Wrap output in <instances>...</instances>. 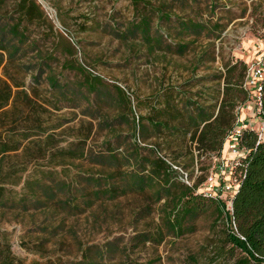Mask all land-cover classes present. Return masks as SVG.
<instances>
[{"label":"trees","instance_id":"obj_1","mask_svg":"<svg viewBox=\"0 0 264 264\" xmlns=\"http://www.w3.org/2000/svg\"><path fill=\"white\" fill-rule=\"evenodd\" d=\"M7 2H13L14 8L0 22V208L52 205L78 215L97 202L141 198L135 216L150 220L146 229L122 246L116 241L81 246L80 259L73 264H143L131 257L135 248L159 246L167 237L192 233L193 222L212 212L224 225L225 243L243 255L238 264H264V136L258 140L255 131L243 130L246 153L233 170L238 189L231 198V211L219 197L197 193L199 182L183 179V172L193 170L202 156H215L218 162L223 158L225 140L240 108L250 99L248 63L228 62L215 75L214 102L201 103L181 86H168L151 103L139 101L145 114L131 116L130 98L120 86L105 84L100 76L73 62L75 47L70 39L58 34L51 50L36 49L28 24L46 17L35 0H0V9ZM216 2L209 0V8ZM132 4L135 18L117 36L138 41L149 56L157 51L183 55L202 35L217 37L224 28L219 19L209 26L187 14L180 16L165 0H158L157 6L151 0ZM161 22H173L176 44H165L162 25L157 26ZM32 51L36 54L24 60ZM64 72L75 79L70 81ZM261 99L264 119V78ZM62 102L83 108V115L91 119L81 123L75 141L65 148L58 147L55 139L63 123L50 109L60 110ZM94 128L95 134L103 135L96 152L87 144ZM9 159L15 162L4 170ZM29 166H34L33 173L22 182V193L11 196L16 191L6 185H20V174ZM72 166L78 170L70 175ZM187 177L191 179V174ZM0 264L23 263H15L4 248Z\"/></svg>","mask_w":264,"mask_h":264},{"label":"rangeland","instance_id":"obj_2","mask_svg":"<svg viewBox=\"0 0 264 264\" xmlns=\"http://www.w3.org/2000/svg\"><path fill=\"white\" fill-rule=\"evenodd\" d=\"M151 1L157 6L158 0ZM35 2L46 17L28 24V34L30 39L36 40V49L51 50L58 34L70 39L75 47L73 62L100 76L105 84L120 86L130 98L131 116L145 114L146 109L140 107L139 101L151 103L153 96L168 86H181L187 96L201 103L214 102L212 98L216 96L218 84L215 75L223 71L226 63L236 60L248 62L251 68L252 60L260 55L256 53L257 46L262 48L264 44V0H217L213 9L209 8V0H165L180 16L187 14L209 26L219 19L224 27L217 37L202 35L180 56L161 51L149 56L138 41L119 39L117 34L135 18L133 0ZM142 6L140 3L139 7ZM13 8V2H7L0 9V22L10 16ZM160 25L167 37L165 44H176L178 38L172 29L173 22H161L157 26ZM35 54L36 51L28 52L24 60ZM58 57L63 61L64 57ZM29 76L25 78L27 82ZM64 76L70 81L75 79L69 72H64ZM58 106L61 109L57 111L50 108L63 123L56 130L55 139L58 147L65 148L75 141L76 129L81 123L91 119L83 115L81 107L74 108L67 102ZM102 139L103 135L95 134L94 128L87 144L96 152ZM200 161L193 170L183 172V179L190 184L199 182L197 193L208 196L210 176L213 175V179L217 176L221 185L226 177L220 174L221 161L215 156H202ZM12 162L15 160H7L4 170H8ZM33 168L29 166L20 174V185H6L7 189L16 191L11 192V196H20L22 182L32 175ZM77 170L70 167V175ZM187 174H191V179H186ZM234 177L238 180V175ZM223 190L220 189L219 198L228 205L229 194ZM141 203L139 197H122L113 202H97L78 215L52 205L45 208L28 204L25 210L10 206L0 208V249L7 248L15 263L73 264L80 259L81 246H102L113 241L122 246L146 229L150 220H139L135 216ZM193 223L194 232L178 238L167 237L159 246H140L133 250L131 257L143 264L154 259L160 260L155 264H238L243 255L225 243L224 225L212 212L199 216Z\"/></svg>","mask_w":264,"mask_h":264},{"label":"built area","instance_id":"obj_3","mask_svg":"<svg viewBox=\"0 0 264 264\" xmlns=\"http://www.w3.org/2000/svg\"><path fill=\"white\" fill-rule=\"evenodd\" d=\"M257 46L256 53H259L258 58L252 60L251 68L247 77V87L250 91V99L240 108L249 112V121L246 119L237 120L236 125L228 134L225 144L224 153L226 158L221 159L220 174L224 175L226 180L221 185L213 175L210 176V184L208 188V196L220 197V189H224L223 192L229 194V202L227 205L228 210L231 208V198L234 196L238 189V180L234 177V168L239 164V161L244 157L246 151L242 146V134L243 130L249 128L257 133L258 140L264 136V119L261 117L262 112V99H261V85L264 78V44L262 48ZM260 49V50H258ZM240 116V115H239Z\"/></svg>","mask_w":264,"mask_h":264},{"label":"crops","instance_id":"obj_4","mask_svg":"<svg viewBox=\"0 0 264 264\" xmlns=\"http://www.w3.org/2000/svg\"><path fill=\"white\" fill-rule=\"evenodd\" d=\"M252 59H253V58H251V59L248 60V61L250 62ZM247 63H248V62H247ZM240 119H246V122L249 121V112H248L247 110L243 109V110L241 111V117H240ZM225 156H226V155H225V153H224L223 157L226 158Z\"/></svg>","mask_w":264,"mask_h":264}]
</instances>
